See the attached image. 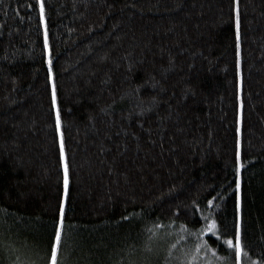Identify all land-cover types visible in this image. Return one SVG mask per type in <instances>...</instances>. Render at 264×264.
<instances>
[{"label": "trees", "instance_id": "16d2710c", "mask_svg": "<svg viewBox=\"0 0 264 264\" xmlns=\"http://www.w3.org/2000/svg\"><path fill=\"white\" fill-rule=\"evenodd\" d=\"M40 2L0 0V264H264V0Z\"/></svg>", "mask_w": 264, "mask_h": 264}, {"label": "snow or ice", "instance_id": "6c2138e0", "mask_svg": "<svg viewBox=\"0 0 264 264\" xmlns=\"http://www.w3.org/2000/svg\"><path fill=\"white\" fill-rule=\"evenodd\" d=\"M40 9H41V17H43L44 5H43L42 0L40 2ZM237 27H238V22H237ZM237 39H239V33L238 32H237ZM45 47H47V35L46 34H45ZM49 63H50V61H49ZM56 103H57L56 91H55V86H53V91H52V105H53V107L56 106ZM56 126H57V129H59V127H60V113L58 110L56 112ZM60 153H61V159L63 160V158H64L63 141H61ZM64 186H65V189H67V186H68V167H67L66 163L64 164ZM237 189H239V183H237ZM237 199L239 200V197ZM61 215H63V208H61ZM61 223H62V221H61ZM214 225H215V221H212L211 224L209 225V230H211V228H213ZM60 240H61V232H60L59 228H57V230L55 232L54 243L51 246V254H50L49 264H58V247L60 244ZM232 244H233V241L229 240L228 245L232 246ZM241 252H242V245H241V239H240V226L238 223L236 226V236H235V255H236L237 261L240 260Z\"/></svg>", "mask_w": 264, "mask_h": 264}, {"label": "rangeland", "instance_id": "374dc122", "mask_svg": "<svg viewBox=\"0 0 264 264\" xmlns=\"http://www.w3.org/2000/svg\"><path fill=\"white\" fill-rule=\"evenodd\" d=\"M39 1H41V0H39ZM62 138H61V136H60V138H59V147H60V145H61V140ZM64 159V158H63ZM68 180H69V176H68ZM63 181H64V166H63ZM63 189H64V192L66 191V189H65V186H63ZM33 257V258H32ZM30 259H36V257L33 255V256H31V258Z\"/></svg>", "mask_w": 264, "mask_h": 264}]
</instances>
